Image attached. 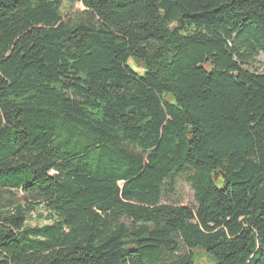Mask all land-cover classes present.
Returning a JSON list of instances; mask_svg holds the SVG:
<instances>
[{"label":"trees","instance_id":"1","mask_svg":"<svg viewBox=\"0 0 264 264\" xmlns=\"http://www.w3.org/2000/svg\"><path fill=\"white\" fill-rule=\"evenodd\" d=\"M263 53L264 0H0V264H264Z\"/></svg>","mask_w":264,"mask_h":264},{"label":"rangeland","instance_id":"2","mask_svg":"<svg viewBox=\"0 0 264 264\" xmlns=\"http://www.w3.org/2000/svg\"><path fill=\"white\" fill-rule=\"evenodd\" d=\"M78 10L70 5L69 3H66L64 6V12L67 13L71 18H76V13ZM259 61L261 63L264 62V53L260 55ZM131 64L134 68L138 70L139 73H142L143 69L136 64L135 61L131 60ZM163 203L166 204H180V205H189L193 206L196 205L195 202V194L192 189V187L186 182L185 177L179 176L174 183L165 190L164 196L162 199ZM41 212L43 216H38L37 211L32 212L29 214L31 219L32 225H46L50 224V221L46 219L47 212L46 211H39ZM124 222L126 224H130L129 219H125ZM193 253L195 255L194 258V264H217L216 258L211 255L209 252H207L204 249H201L199 247L193 249ZM188 254V249L184 245L182 241H179V251L173 256H166V262L172 263L175 262L178 258L183 257Z\"/></svg>","mask_w":264,"mask_h":264}]
</instances>
